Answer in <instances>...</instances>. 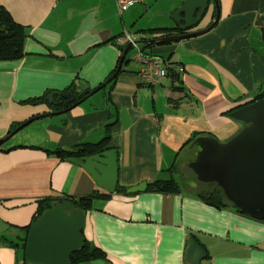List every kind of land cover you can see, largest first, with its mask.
I'll list each match as a JSON object with an SVG mask.
<instances>
[{
	"label": "crops",
	"instance_id": "0c3cea01",
	"mask_svg": "<svg viewBox=\"0 0 264 264\" xmlns=\"http://www.w3.org/2000/svg\"><path fill=\"white\" fill-rule=\"evenodd\" d=\"M183 1L139 0L120 14L114 0H0L26 33L22 59L0 62L2 222L24 227L40 201L53 207L94 196L87 210L70 204L83 212V241L104 254V264H189V238L205 253L200 264H264L262 220L203 203L194 184L179 194L147 190L156 179H174L182 163L194 182L195 139L233 138L243 124L229 113L264 92V0H208L187 32L213 21L216 2L219 16L209 32L144 49V40L161 37L149 30H178L170 15ZM135 6L141 10L130 12ZM150 11L170 23L141 25L135 35L126 30L125 22L132 28ZM127 35L163 61L166 76L158 84L140 81L141 66L128 51L116 76L68 111L50 116L46 104H23L48 90L91 92L115 73ZM106 136L92 155L47 153L74 152ZM140 184L146 188L129 191ZM4 236L0 264H23Z\"/></svg>",
	"mask_w": 264,
	"mask_h": 264
},
{
	"label": "water",
	"instance_id": "95a60500",
	"mask_svg": "<svg viewBox=\"0 0 264 264\" xmlns=\"http://www.w3.org/2000/svg\"><path fill=\"white\" fill-rule=\"evenodd\" d=\"M214 5L216 15L211 24L205 28L187 32L203 17L208 0H184L170 15L177 29L182 33L151 39L147 43H174L206 34L218 20L216 2ZM135 43L138 44V42ZM130 48V43L124 47L115 73L88 95L72 104L70 108L105 87L118 73ZM64 97L69 101L74 99L71 92L65 94ZM63 112L65 111L48 115H60ZM228 116L242 123L243 128L225 143H219L213 137L196 138L194 143L199 150L194 161L189 164V168L199 182L216 184L234 208L253 219L264 220V98L241 106L230 112ZM43 117L45 115L37 118ZM30 122L31 120H28L17 129ZM2 141L0 140V144ZM145 185L140 184L129 191H140L146 188ZM83 224V212L71 208L70 203L63 202L46 210L29 225L23 253L24 263L69 264L68 257L83 245L81 235ZM2 233L8 236L17 234L14 228H10L0 220V234ZM204 257L205 253L200 245L189 238L185 260L189 264H200ZM89 264L104 263L101 260H94Z\"/></svg>",
	"mask_w": 264,
	"mask_h": 264
},
{
	"label": "trees",
	"instance_id": "16d2710c",
	"mask_svg": "<svg viewBox=\"0 0 264 264\" xmlns=\"http://www.w3.org/2000/svg\"><path fill=\"white\" fill-rule=\"evenodd\" d=\"M214 16H215V12H214ZM211 22L207 26H209ZM148 33L151 35L160 34L161 37H163L172 34H181V31L176 29H172V30L154 29V30H149ZM25 38H26V33L24 27L14 22L11 15L4 8L0 7V62L18 61L22 59V57L24 56L23 43ZM143 43H144L143 45L144 49L153 46L152 44H148L147 40H144ZM145 54L149 55V53H145ZM68 92H71L74 95V99L72 101H69L67 98L64 97V95L67 94ZM89 92L90 91H86L83 94L82 93L77 94L78 92H76L73 86H71L70 89L64 91L48 90L45 91L44 94H42L39 97L27 99L26 101L23 102V104L26 105L46 104L48 109H50L49 113H55L58 111L66 112L70 109V106L72 104L81 100L85 95L89 94ZM262 98H264V92L258 95L254 101ZM196 136L197 135H195L194 137ZM107 143H108V137L106 136L100 142L91 145L88 144L82 145L79 148H77L74 152L55 150L49 152L47 151V153L55 155L62 159L82 157V156L94 154L96 151L104 148V146H106ZM196 182L198 181L196 180ZM198 185H199L198 187L194 188V192L197 195V198L200 199V201H202L203 203L219 209L225 207L234 208L233 205L225 199L221 189L216 184L198 182ZM147 190L154 193L179 194L181 189L177 181L171 177L166 180L156 179L154 182L147 184ZM93 197L94 196H90L86 198H80L78 200L69 199L68 202H70L73 206L77 208H80L82 210H87L90 208ZM51 207H52V203L49 200L40 201L38 204L37 214L32 222L36 221V219H38L46 210L50 209ZM234 209L239 214L248 217L247 215L243 214L236 208ZM262 221L264 222V220ZM29 225L24 227L9 226L10 228H14L17 234L15 236L2 237L5 238V242L10 247L16 248L19 251L20 253L19 256L21 260H23V262H24L23 253H24L25 241H26ZM104 258H105L104 254L100 250L92 247L88 242L84 240L82 247L78 251L72 253L68 257V260H69V264H89L91 261L94 260L102 261Z\"/></svg>",
	"mask_w": 264,
	"mask_h": 264
},
{
	"label": "built area",
	"instance_id": "2783aa9c",
	"mask_svg": "<svg viewBox=\"0 0 264 264\" xmlns=\"http://www.w3.org/2000/svg\"><path fill=\"white\" fill-rule=\"evenodd\" d=\"M114 2L118 12L121 14L138 4L139 0H114ZM126 40L131 44V48L134 49V60L141 66L138 73L140 81L147 86L158 84L166 76L163 61L138 49L137 44L128 35L126 36Z\"/></svg>",
	"mask_w": 264,
	"mask_h": 264
},
{
	"label": "rangeland",
	"instance_id": "374dc122",
	"mask_svg": "<svg viewBox=\"0 0 264 264\" xmlns=\"http://www.w3.org/2000/svg\"><path fill=\"white\" fill-rule=\"evenodd\" d=\"M138 9L141 10L140 7L135 6V7L132 8V10L130 12H134V11H136ZM143 16L144 17H143L142 20H139L141 16H138V17L134 18L135 20H133L134 21V24H133L132 28H131V24L129 25L127 22H125L126 30L130 31L132 34L135 35L137 33V29H139V27L141 25H143V26H149V25H152V24L153 25H156V23L157 24L158 23L160 24V22L161 23L162 22H167V23L169 22L166 17H163L164 18L163 19V18H160V17L156 16L154 11H150V12H148L147 14H145ZM167 16L169 17V15H167ZM134 53H135L134 52V49L131 48L129 50V55H132ZM96 98L97 97H94L92 99V101H94ZM181 169H183L182 172H176V173H174V179L177 181V183L179 184V186L182 189H185L187 185L190 186V185H193L194 184V188L197 187V186H199L198 183L195 181V179H194V182H192V181L189 180V178L191 176V173H190V171L188 169V166H184V164L182 163Z\"/></svg>",
	"mask_w": 264,
	"mask_h": 264
}]
</instances>
